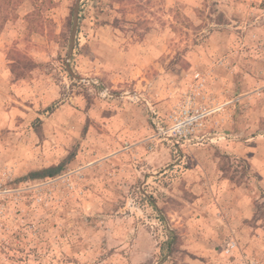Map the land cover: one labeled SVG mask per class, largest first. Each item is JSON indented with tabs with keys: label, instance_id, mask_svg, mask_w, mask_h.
<instances>
[{
	"label": "rangeland",
	"instance_id": "374dc122",
	"mask_svg": "<svg viewBox=\"0 0 264 264\" xmlns=\"http://www.w3.org/2000/svg\"><path fill=\"white\" fill-rule=\"evenodd\" d=\"M197 73L220 109L172 146L149 105L166 114ZM249 259L264 264V0H0V264Z\"/></svg>",
	"mask_w": 264,
	"mask_h": 264
},
{
	"label": "built area",
	"instance_id": "2783aa9c",
	"mask_svg": "<svg viewBox=\"0 0 264 264\" xmlns=\"http://www.w3.org/2000/svg\"><path fill=\"white\" fill-rule=\"evenodd\" d=\"M195 83L185 93L184 99L166 114H161L155 108H150V118L153 127L158 131L161 139L171 143L172 146H184L191 143H199L204 139L194 132L201 127L205 120L217 112L219 106L209 104V95L204 87V79L200 73L195 76ZM178 148H175V152ZM238 248V240L231 235L225 240L224 253L233 255ZM246 264H261L260 261L249 259Z\"/></svg>",
	"mask_w": 264,
	"mask_h": 264
},
{
	"label": "trees",
	"instance_id": "16d2710c",
	"mask_svg": "<svg viewBox=\"0 0 264 264\" xmlns=\"http://www.w3.org/2000/svg\"><path fill=\"white\" fill-rule=\"evenodd\" d=\"M67 162L68 160L61 162L57 165H51L40 169L31 170L27 174L19 177L18 180L25 181V180H40L45 178H53L61 173Z\"/></svg>",
	"mask_w": 264,
	"mask_h": 264
},
{
	"label": "water",
	"instance_id": "95a60500",
	"mask_svg": "<svg viewBox=\"0 0 264 264\" xmlns=\"http://www.w3.org/2000/svg\"><path fill=\"white\" fill-rule=\"evenodd\" d=\"M76 19H77V15H76V17H75L74 26H73V30H72V35H74L75 32H76V27H77ZM72 50H73V45L71 44V45H70V50H69V56L71 55ZM68 69H69V71L71 72V67H70L69 64H68Z\"/></svg>",
	"mask_w": 264,
	"mask_h": 264
}]
</instances>
